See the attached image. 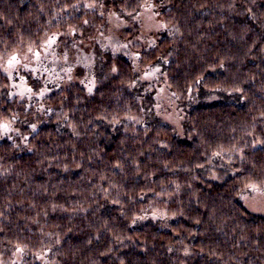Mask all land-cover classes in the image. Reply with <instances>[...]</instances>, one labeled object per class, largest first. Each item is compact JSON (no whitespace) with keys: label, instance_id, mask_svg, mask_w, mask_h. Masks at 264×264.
Wrapping results in <instances>:
<instances>
[{"label":"trees","instance_id":"trees-1","mask_svg":"<svg viewBox=\"0 0 264 264\" xmlns=\"http://www.w3.org/2000/svg\"><path fill=\"white\" fill-rule=\"evenodd\" d=\"M147 3L157 44L137 61L106 55L91 91L54 89L33 113L0 71L7 264L18 251L21 264H264V215L242 200L264 187V0H0V55ZM158 71L188 106L183 136L143 120Z\"/></svg>","mask_w":264,"mask_h":264},{"label":"rangeland","instance_id":"rangeland-1","mask_svg":"<svg viewBox=\"0 0 264 264\" xmlns=\"http://www.w3.org/2000/svg\"><path fill=\"white\" fill-rule=\"evenodd\" d=\"M104 15L102 24L89 20L76 30L50 33L39 45L20 47L8 55H0V71L10 79V95L37 106L32 107L35 113L41 109L44 97L54 89L77 84L91 91L98 81L95 72L102 67L106 55H130L137 61L141 56L137 47L148 50L157 44L163 22L152 3L145 4L138 15L131 17L121 15L110 6ZM128 28L132 33L127 31ZM111 71L114 73V67ZM158 73L145 77L150 81L155 102L154 111H145L143 120L160 117L161 121L174 127L179 136H183L188 106L178 101V97L159 79L161 74ZM204 100L209 101V98ZM2 126L7 133L12 131L24 135L20 125L3 123ZM242 200L251 212L264 215L263 186H247ZM163 225L166 226L165 222ZM23 255L24 252L18 251L15 262L10 264L23 263ZM27 255L34 258L37 254L28 251ZM40 260L43 264H50L46 256L42 255ZM0 264L7 262L0 259Z\"/></svg>","mask_w":264,"mask_h":264},{"label":"snow or ice","instance_id":"snow-or-ice-1","mask_svg":"<svg viewBox=\"0 0 264 264\" xmlns=\"http://www.w3.org/2000/svg\"><path fill=\"white\" fill-rule=\"evenodd\" d=\"M14 59V58H13Z\"/></svg>","mask_w":264,"mask_h":264}]
</instances>
